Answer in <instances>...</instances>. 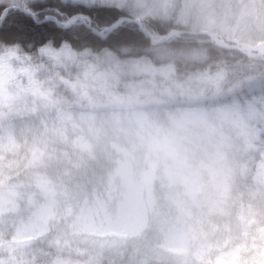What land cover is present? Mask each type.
I'll use <instances>...</instances> for the list:
<instances>
[{
  "label": "snow or ice",
  "instance_id": "6c2138e0",
  "mask_svg": "<svg viewBox=\"0 0 264 264\" xmlns=\"http://www.w3.org/2000/svg\"><path fill=\"white\" fill-rule=\"evenodd\" d=\"M0 264H264V0H0Z\"/></svg>",
  "mask_w": 264,
  "mask_h": 264
}]
</instances>
